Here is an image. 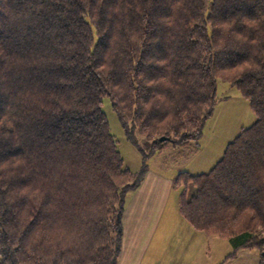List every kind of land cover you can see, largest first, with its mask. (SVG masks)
<instances>
[{
    "label": "trees",
    "instance_id": "16d2710c",
    "mask_svg": "<svg viewBox=\"0 0 264 264\" xmlns=\"http://www.w3.org/2000/svg\"><path fill=\"white\" fill-rule=\"evenodd\" d=\"M218 79L257 120L211 170L179 171V210L264 264V0H0V264H118L127 194L157 152L199 150Z\"/></svg>",
    "mask_w": 264,
    "mask_h": 264
},
{
    "label": "rangeland",
    "instance_id": "374dc122",
    "mask_svg": "<svg viewBox=\"0 0 264 264\" xmlns=\"http://www.w3.org/2000/svg\"><path fill=\"white\" fill-rule=\"evenodd\" d=\"M103 109L125 164L133 170L138 169L143 160L142 152L126 137L108 96L104 97ZM256 120L257 115L249 100L243 96L237 86L218 79V102L212 116L206 121L199 150L188 158H177L176 151L171 145L170 148L151 156L148 160L149 167L165 171L167 174H178L181 170L195 174L207 172L221 159L227 144L243 128L253 125ZM136 137L145 149L149 148L151 143L149 138L138 132ZM182 189V186H176L175 195L171 196L170 206L166 212L169 222L166 227V239L162 241L163 249L152 264H259V253L256 249H239L231 258L229 255L233 249L227 239L200 232L197 234L202 239L194 240L184 224L191 225L179 210Z\"/></svg>",
    "mask_w": 264,
    "mask_h": 264
},
{
    "label": "crops",
    "instance_id": "0c3cea01",
    "mask_svg": "<svg viewBox=\"0 0 264 264\" xmlns=\"http://www.w3.org/2000/svg\"><path fill=\"white\" fill-rule=\"evenodd\" d=\"M176 175L150 167L140 187L127 194L118 264H152L162 251L161 244L166 239L169 223L166 212L171 196L175 195ZM184 225L194 240L202 239L197 234L200 231L191 224Z\"/></svg>",
    "mask_w": 264,
    "mask_h": 264
},
{
    "label": "water",
    "instance_id": "95a60500",
    "mask_svg": "<svg viewBox=\"0 0 264 264\" xmlns=\"http://www.w3.org/2000/svg\"><path fill=\"white\" fill-rule=\"evenodd\" d=\"M164 139H165L164 137L161 138V140H164Z\"/></svg>",
    "mask_w": 264,
    "mask_h": 264
}]
</instances>
